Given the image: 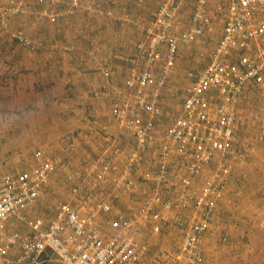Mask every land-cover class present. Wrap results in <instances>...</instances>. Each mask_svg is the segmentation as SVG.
<instances>
[{
	"label": "built area",
	"instance_id": "obj_1",
	"mask_svg": "<svg viewBox=\"0 0 264 264\" xmlns=\"http://www.w3.org/2000/svg\"><path fill=\"white\" fill-rule=\"evenodd\" d=\"M155 1L156 10L127 58L126 91L111 99L117 135L131 139V147L113 145L80 171L67 170L70 197L58 201L47 217L38 204L49 178L65 166L61 155L38 150L29 171L0 174V264H42L46 253L62 264H151L142 235L146 230L160 235L169 223L165 212L182 217L176 221L181 242L174 263L203 264L201 240L225 197L230 167L218 164L200 188L194 181L217 159L241 158L234 109L252 84L262 87L255 139L264 146V0ZM32 7H40L39 15L50 23L83 8L80 0H0V29L27 50L46 46L23 28L11 30V24ZM104 15L120 26L130 18L116 0ZM214 25L220 35L208 63L186 72L181 106L167 113L163 101L180 46L204 40ZM103 75L108 78L110 71ZM139 190L140 201L131 202ZM13 218L25 233L8 230Z\"/></svg>",
	"mask_w": 264,
	"mask_h": 264
},
{
	"label": "rangeland",
	"instance_id": "obj_2",
	"mask_svg": "<svg viewBox=\"0 0 264 264\" xmlns=\"http://www.w3.org/2000/svg\"><path fill=\"white\" fill-rule=\"evenodd\" d=\"M110 1L98 0L97 3H100L101 10H93L90 13L92 14V18L97 16L101 22L112 21V23L117 24V28H120L115 20L104 15L103 10L105 7L108 8ZM116 1L120 7L127 10L126 12L129 11V19H131L133 9L146 8L145 12H143L145 16H140L143 18V21L147 20L146 23H148V19L149 21L151 20L152 14L156 10V4L152 7L147 6L145 5L146 0L143 3L137 2V0ZM20 26V24L15 26L12 22L11 30L23 28ZM218 28L217 25L213 29L214 32L212 34L209 33L208 37L203 38L204 40L195 44L180 46V57L178 56L174 75H176L179 87L181 88L173 89L170 92L171 97L166 99L164 109L167 113L171 114L181 106V95L188 83L186 72L190 69L203 68L208 63L211 52L220 35ZM24 29L28 30L27 28ZM67 46L66 43L61 42L60 47L56 50L70 55L76 53V50L74 52L66 51L65 47ZM45 51L46 47L37 50L24 49L15 43L9 32L0 29V55H14L10 61L11 64L5 63V72L9 71L10 68L12 69V67L16 70L19 69V72L10 75L11 77L0 75V86H2L3 78H11L12 81L6 84L5 88H0V174H16L26 169L29 170L37 163L36 151L41 150L45 153L43 145L46 141L38 139L32 134V131L37 126L35 121L32 122V119L38 116L33 109L34 107L36 108L35 105L37 103L43 102L45 99L44 95L48 98L47 90L49 88L55 89L59 85L63 86L67 77L63 78V71L57 69L59 65L56 66L57 71L55 73L38 76V73L49 70L45 71L43 66H38L36 67L38 73H30L29 71L31 70L21 69L23 66L20 68L17 64L22 53ZM103 66H105L103 69L108 68L107 65ZM2 67L3 64L0 65V69ZM18 74L21 75L18 77ZM102 75L103 73H101V77ZM17 78H19L21 83L29 82V84L33 85L34 89L31 93L28 92L29 88L26 90L24 86H15ZM107 79L110 80V78ZM79 81L80 84L83 83L80 78ZM44 82L46 84H43ZM88 83L90 84V81ZM68 84H70L69 81L65 85L68 87L70 86ZM44 88H46V91H44ZM80 88H82L81 91ZM19 89L25 94L19 96L16 93ZM37 89L43 92L39 94V92H36ZM246 89L249 96L248 100L246 99L247 101H244L242 104H240L239 100L238 105L234 109L236 140L242 145V156L235 161L217 159L212 167H207L208 169H206L208 174L205 180L210 178L217 165L221 163L230 167V173L225 182V197L216 209L209 232L201 240L204 258L203 264H264V146L259 144L255 139L257 133L256 119L261 109L262 87L259 84H252ZM95 91L97 92V90ZM95 91H84L83 86L79 87L78 82H76L74 86H71V90L66 95L55 92L57 95H61L59 96L61 98L59 102L69 103L67 112L57 110V116L55 117L68 118L76 116L77 118L85 119L84 122L88 124L90 131L94 132L97 130L99 137L102 139L103 147H105V144L108 143L105 139L110 137L111 132L119 134V130L110 115L109 99L101 94L95 95ZM30 104H33V106L28 107ZM29 130L30 133L28 132ZM75 138H77L76 135ZM125 141L128 146H123L124 150L128 149L131 145V141L126 139ZM65 142L67 141H60L61 144ZM78 142L80 143V147L83 148V154L81 153L78 159L74 158L75 162L65 158L61 154L64 158L65 166L68 165L69 168L63 166L60 168V171L55 172L49 178V180L52 179L50 186L51 193L46 195L47 198L39 204L40 210L45 217L51 214L57 201L68 200L70 197L64 182L67 170L73 171L72 169L75 168L73 165L84 166L85 163L91 162L98 156V152L101 153L100 150L103 148L97 145L95 150H91L87 149L86 144H83L81 140ZM50 145H52L51 141ZM80 169H74L73 172L80 171ZM65 195H69V197L65 199ZM121 207V205H118L117 209L121 210ZM180 230L176 226L172 228L166 226L160 235H153L146 230L142 238L148 243L149 254L152 258L151 264H176L173 258L179 250L181 241ZM42 264L62 263L57 257L50 254L49 258L45 259Z\"/></svg>",
	"mask_w": 264,
	"mask_h": 264
},
{
	"label": "crops",
	"instance_id": "obj_3",
	"mask_svg": "<svg viewBox=\"0 0 264 264\" xmlns=\"http://www.w3.org/2000/svg\"><path fill=\"white\" fill-rule=\"evenodd\" d=\"M80 1L83 8H81L75 16H62L55 22L50 23L47 19L41 17L39 15L40 7H33L34 9L32 10L33 12L31 14L24 15L12 21L13 25L15 26L20 24L23 29L27 28L28 30H24L29 32L34 37L41 39L46 46L45 52L22 53L21 57L19 58V62L17 63L20 68L23 66L21 69L31 70L29 71L30 73H38L36 68L38 66H43L45 71L49 70L47 72L38 73V76H45L47 73L53 74L57 71V69L62 70L63 78L67 77L65 84H67L68 81L70 82V84H68L70 86L68 87L64 84L63 86H57L55 89L49 88L47 90L48 98L46 95H44L45 99L43 102L37 103V105H35L36 108L34 107L33 110L36 111L38 116L35 119H32V122L35 121L37 126L35 127L34 131H32V134H34L36 138L44 139L46 141L43 145L45 148V154L51 156L63 154L65 158L70 159L71 161H74V158L78 159L81 153L83 154V148L80 147V143L78 142L79 140H81L83 144H86L85 146H87V149L89 148L91 150H95L97 145L101 146L100 148H102L103 143L97 130L94 132L89 130L88 124L84 122L85 119L77 118L76 116L68 118L55 117L57 116V110L67 112L66 110L68 109L69 104L67 102H59L61 99L59 96L61 95H57L55 92H60L66 95L68 94L69 90H71V86H74L75 83L78 82L79 87L82 85L84 91L97 90V92H94L95 95L101 94L106 96L109 99L111 106L112 97H114L117 92L125 93L126 91L123 86V79L127 76V57L133 52L135 43L139 40L143 28L150 22L148 19V23H146L147 20L143 21V18L140 17L141 15L145 14L143 12H145L146 8L133 9V14L130 13L131 19H129V21H127L123 26L119 25L120 28H117V24L112 23V21L101 22L97 16L92 18V14L87 12V9L84 8L91 7L92 12L93 10L97 11V9H100V3H97L98 0ZM144 1L145 0H143V2ZM137 2L139 1L137 0ZM186 3H192V0H187ZM154 4L157 6V2L155 0H146L145 5L152 7ZM55 9L56 8L53 10ZM105 9H107V7H105L103 11H105ZM123 10L127 11L124 8ZM187 12H189V10L187 9L186 4L182 13V17L186 18ZM144 24L146 25L144 26ZM215 27H217V25L212 26L209 33L212 34ZM218 30H220V27ZM61 42L66 43L68 46L73 45L76 53L70 55L56 50L58 47H60ZM180 51L181 50L179 48V57ZM13 56L5 54L0 55V65L3 64V67L0 69V75L10 76L19 72V69L16 70L13 67L12 69H9L10 73H8L9 71L5 72L6 69L4 68V65L5 63L11 64L10 61L12 60ZM103 65L108 66L106 69L110 71V77H108L110 80L104 78L103 75L101 77V73H103L105 70L103 69L105 67ZM20 75L21 74H18V77ZM79 78L83 83L80 84ZM176 78V75H174L173 81L170 85V91L168 94H166L163 105L165 104L166 99L171 97L170 92H172L173 89L181 88L179 87V82ZM89 81L90 84L88 83ZM11 82V78H3L2 86H0V88H5L7 86L6 84ZM15 84L17 87L24 86L26 90L29 88V93H31V91L34 89L32 84H29V82L21 83L19 78L16 79ZM43 84L46 83L44 82ZM103 86L107 88L106 93L101 92V87ZM44 89V91H46V88ZM81 89L82 88H80V91ZM36 92L41 94L43 91L37 89ZM16 93L19 96L25 94L20 89ZM247 96V89H245L242 97L240 98V104L248 100L249 96ZM54 98L57 99L54 100ZM33 104L28 105V107L31 105L33 106ZM28 132L30 133V130ZM75 135L78 138V141L77 138H75ZM127 138L125 139L131 141V139ZM125 139L118 137L115 132H111L110 137L105 139L108 141V143H106L105 147L100 150L101 153L98 152L97 155L109 154L112 146L116 144L127 147L128 144L126 143ZM64 140L67 142L61 144L60 141L64 142ZM50 141L52 145H50ZM87 163H85L84 166ZM73 166L75 167L72 169L73 171L74 169L77 170L83 167L82 165ZM66 168H68V165H66ZM29 170L26 169L23 170V172ZM58 171H60V169H58L56 172ZM20 172H17V174ZM207 174L208 173L206 170L203 171L201 175L194 181L196 187L200 188L207 181L205 180V178L207 179ZM51 184L52 179L47 182L45 192L39 204L47 198L46 195L51 193ZM142 196L143 190H139L131 197L130 201L133 203L139 202ZM67 197H69V195H65V199ZM39 204L38 207L40 209ZM125 208L126 206L122 205L121 210ZM164 216L168 217L169 223L167 227L169 228H172L173 226L177 227L176 221H182L181 216L176 215L173 217L172 212H165ZM8 230L18 231L20 233L26 232L24 225L15 218L9 220Z\"/></svg>",
	"mask_w": 264,
	"mask_h": 264
},
{
	"label": "trees",
	"instance_id": "obj_4",
	"mask_svg": "<svg viewBox=\"0 0 264 264\" xmlns=\"http://www.w3.org/2000/svg\"><path fill=\"white\" fill-rule=\"evenodd\" d=\"M49 256H50V253H46V254H44V256H43V259H44V260H45V259H48Z\"/></svg>",
	"mask_w": 264,
	"mask_h": 264
}]
</instances>
